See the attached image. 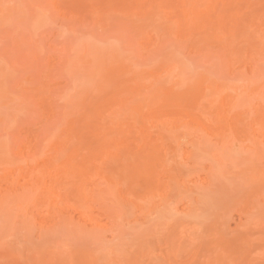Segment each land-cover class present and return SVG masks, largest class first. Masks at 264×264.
<instances>
[{
	"label": "rangeland",
	"instance_id": "obj_1",
	"mask_svg": "<svg viewBox=\"0 0 264 264\" xmlns=\"http://www.w3.org/2000/svg\"><path fill=\"white\" fill-rule=\"evenodd\" d=\"M163 257L264 264V0H0V264Z\"/></svg>",
	"mask_w": 264,
	"mask_h": 264
},
{
	"label": "bare ground",
	"instance_id": "obj_2",
	"mask_svg": "<svg viewBox=\"0 0 264 264\" xmlns=\"http://www.w3.org/2000/svg\"><path fill=\"white\" fill-rule=\"evenodd\" d=\"M237 162H238V161H237ZM140 207H141V206H139L138 208H140ZM141 209H142V207H141ZM141 209H140V210H141ZM141 223H142V222H141ZM144 223H145V222H144ZM143 225H144V224H143ZM139 226H141V224H140ZM171 235L173 236V234H171ZM165 236H167V237H165ZM165 236H164V237H165L166 239L163 237V239H165V240H162V241H164V244H163V245H165V243H166L165 241H166V240H167L168 242H169V240H170V242H171V239L168 240V238H170V236H169V237H168V235H165ZM137 237H138V236H137ZM137 237H135V238L137 239ZM142 238H145V237H141L140 239H142ZM155 238H156V237H155ZM160 238H161V237H160ZM174 238H175V236H174L172 239H174ZM156 241H157V240H156ZM174 241H175V239H174ZM152 242H153V241H152ZM160 242H161V241H160ZM170 242H169V243H170ZM175 242H176V241H175ZM175 242L172 241V243H175ZM161 243H162V242H161ZM169 243H168V244H169ZM172 243H171V244H172ZM179 243L183 244V242H179ZM171 244H170V247L172 246V248H170V249H173V246H174L175 244H173V245H171ZM134 245H135V244H134ZM140 245H141V244H140ZM146 245H147V243H146ZM153 245H155V244H153ZM178 245H179V244H178ZM135 246H136V245H135ZM143 246H144V245H143ZM149 246H150V245H149ZM149 246H147V247L149 248ZM165 246H167V245H165ZM137 247H138V246H137ZM158 247H159V245H158ZM168 247H169V246H167V248H168ZM132 248H134V246H132ZM156 248H157V246H156ZM167 248H166V249H167ZM141 249H142V251L145 250V249H143L142 247H141ZM141 249H140V250H141ZM166 249H164V250H166ZM149 250H150V249H149ZM151 250H152V248H151ZM151 250H150V251H151ZM174 250H175V249H174ZM133 251H134V250H133ZM135 251H136V250H135ZM145 251H146V250H145ZM161 251L163 252V249H161ZM169 251H170V250H169ZM136 252H137V251H136ZM136 252H132L131 254L135 253L134 255L137 256V255H136ZM148 252H149V251H148ZM151 252H154V250H152ZM164 252H165V251H164ZM166 252H167V251H166ZM166 252H165V253H166ZM170 252H171V251H170ZM170 252H169V253H170ZM126 253H127V252H126ZM143 253H144V252H143ZM143 253H141V254H143ZM178 253H179V252H178ZM131 254H129V255H131ZM137 254H138V252H137ZM141 254L139 253L140 256H142ZM145 254H146V253H145ZM149 254H150V253H149ZM162 254H163V253H161V255H162ZM172 254H174V253L172 252ZM172 254H171V255H172ZM129 255H127V257H129ZM134 255H131V257H132V261L134 260V259H133ZM139 255H138V257H139ZM147 255H148V254H147ZM154 255H155V254H154ZM165 255H167V256H169V257L171 256V255H168L167 253H166ZM165 255H164V256H165ZM179 255H180V254H179ZM167 256H166V257H167ZM171 257L173 258V257H175V256H171ZM171 257H170V258H171ZM177 257H178V258H181V257L178 256V255H177ZM187 257H188V256H187ZM140 258H141V257H140ZM142 258H143V257H142ZM163 258L165 259L164 261H166L165 263L168 262L167 264H178V263H179L178 261H176V259H177L176 257H175L176 259L174 258V261H171L170 258H168V259L165 258V257H163ZM124 259H126V261H127V258L124 257ZM135 259H136V258H135ZM183 259H184V258H183ZM122 260H123V258H122ZM128 260H130V262H132L130 258H128ZM136 260H139V259H136ZM180 260H181V259H179V261H180ZM181 261H182V260H181ZM133 262H134V261H133ZM177 262H178V263H177ZM187 262H188V261H187ZM159 263H160V262H159ZM161 264H164V263H161ZM179 264H180V263H179ZM186 264H187V263H186Z\"/></svg>",
	"mask_w": 264,
	"mask_h": 264
}]
</instances>
